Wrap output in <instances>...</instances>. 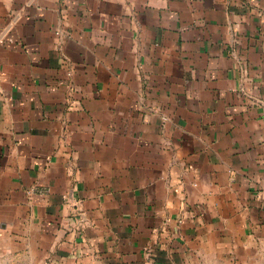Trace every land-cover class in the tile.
<instances>
[{
    "label": "crops",
    "instance_id": "0c3cea01",
    "mask_svg": "<svg viewBox=\"0 0 264 264\" xmlns=\"http://www.w3.org/2000/svg\"><path fill=\"white\" fill-rule=\"evenodd\" d=\"M264 264V0H0V264Z\"/></svg>",
    "mask_w": 264,
    "mask_h": 264
},
{
    "label": "rangeland",
    "instance_id": "374dc122",
    "mask_svg": "<svg viewBox=\"0 0 264 264\" xmlns=\"http://www.w3.org/2000/svg\"><path fill=\"white\" fill-rule=\"evenodd\" d=\"M60 264H95V263L87 259H71ZM204 264H240V263L239 262L236 263L235 260L229 258H213L208 260ZM253 264H257V263H253Z\"/></svg>",
    "mask_w": 264,
    "mask_h": 264
}]
</instances>
